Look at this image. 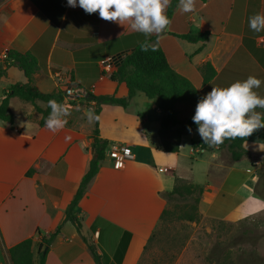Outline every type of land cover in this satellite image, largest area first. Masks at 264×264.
<instances>
[{"label": "crops", "instance_id": "obj_1", "mask_svg": "<svg viewBox=\"0 0 264 264\" xmlns=\"http://www.w3.org/2000/svg\"><path fill=\"white\" fill-rule=\"evenodd\" d=\"M194 2V11L189 13L182 12L178 3L159 38L155 34L148 37H155L154 43L162 48L171 67L197 89L207 87L209 92L213 86L226 87L253 75L261 80L254 91L264 97V30L255 32L248 23L251 16L264 14V0ZM199 32H207L208 38L189 41L179 36ZM148 37L132 30L129 22L122 25L101 19L98 12L89 14L79 6H67V0H0V55L9 50L31 51L39 62L34 82L41 91L75 90L65 98L67 123L55 133L40 122L41 113L34 103L17 97L21 107L14 109L16 96L9 102L14 121L0 119V264H13L8 251L12 245L37 238L38 233H51L58 225L60 232L49 246L45 264H98L74 222L65 218V209L95 154L94 120L89 122L87 113H93L96 101L76 90L127 95L126 84L114 82L100 61L130 52ZM207 62L215 74L205 83L200 67ZM26 80L21 68L9 66L0 78V101L11 84ZM36 103L45 107L43 101ZM181 104H177L178 115L184 119ZM165 113L158 97L150 98L142 91L127 106L100 104L99 133L108 145L75 213L82 217L83 234L105 264H143L175 175L202 186L197 210L210 217L226 218L255 197V170L261 161L254 158L260 154L264 158V150L243 143L247 155L234 160L226 146L202 148L201 138L191 136L187 153V131L178 151H165L159 144L160 119ZM117 143L130 144L135 153L123 168L109 155Z\"/></svg>", "mask_w": 264, "mask_h": 264}, {"label": "trees", "instance_id": "obj_2", "mask_svg": "<svg viewBox=\"0 0 264 264\" xmlns=\"http://www.w3.org/2000/svg\"><path fill=\"white\" fill-rule=\"evenodd\" d=\"M178 3L179 0H170L166 12L169 19H171ZM179 36L189 41H205L208 38V33H186L179 34ZM146 39L150 44L155 45V50L149 49L146 52L140 50L141 42H144ZM146 39L136 44L134 49L127 53L123 60L110 72V77L114 82L126 84L128 88L127 95L122 97L116 96L115 94L95 95L89 91H85V95L82 96L96 101L93 109V114L96 119H94V129L92 130L95 154L90 160L88 170L80 181L77 192L65 209V218L74 222L76 228L88 243L94 259L98 264H105V262L101 254L95 250L93 243L83 234L82 217L75 213V208L85 194L88 183L98 172L108 145L107 140L101 138L99 133L100 104L108 102L127 106L137 91L144 92L150 98L158 97L159 107L166 111L160 119L159 144L163 150L173 152L179 150L182 135L188 131V127H191L192 131L197 132V125L193 123L192 116L198 100L207 93V87L201 90L197 89L190 79L171 67L162 48L157 43H154V36ZM11 65L21 68L27 80L25 82L13 83L7 90L3 91V98L0 101V119L8 122L14 121V114L10 110L9 105L10 98L14 96L34 103L36 109L41 113L40 122L42 124H44L45 119L51 111L48 107L49 100H55L57 103L65 106V98L67 97L65 89L58 87L53 91L43 92L36 86L34 74L39 69V62L31 51L20 52L17 50H9L7 59L3 64H0V78L6 75L7 68ZM200 70L204 76L205 83H208L215 74V70L209 62L203 64ZM38 100L45 102V107L37 105L36 102ZM178 103L187 104L192 108L188 117L184 119L179 117L177 109ZM245 141L264 144V128L254 131L252 135L245 138L225 139L219 146H226L232 158L238 160L248 153V150L243 146ZM199 142L200 147H209L202 140ZM192 146H197L195 141L192 142ZM201 192V185L175 175L174 188L165 195L168 200L175 197L186 200L192 199L190 209L183 210L180 215L181 218L191 221L197 218ZM164 213L165 210L162 213V218ZM60 227L58 225L51 233H38L37 238L28 237L12 245L8 250L12 263L45 264L49 246L55 236L60 232ZM210 253L208 256L210 264H227V256L222 254L217 248H213ZM228 261V264H232L230 258Z\"/></svg>", "mask_w": 264, "mask_h": 264}, {"label": "clouds", "instance_id": "obj_3", "mask_svg": "<svg viewBox=\"0 0 264 264\" xmlns=\"http://www.w3.org/2000/svg\"><path fill=\"white\" fill-rule=\"evenodd\" d=\"M170 0H67V6L82 8L86 13L98 12L101 19L117 22L148 37L166 30L171 21L165 13ZM184 13L193 12L194 0H179ZM249 28L255 32L264 30V14L257 13L249 18ZM155 50V45L147 39L140 44L141 51ZM261 80L249 75L244 80H237L226 87H212L201 97L195 107L192 121L197 125L201 140L209 146H218L225 139L245 138L256 130L264 128V113L256 109H264V97L254 89L259 88ZM50 113L44 126L55 133L66 123L69 110L55 100L48 101ZM87 119L92 122L96 117L89 111ZM191 133V127H188ZM264 150V146L258 145ZM122 166V165H117Z\"/></svg>", "mask_w": 264, "mask_h": 264}, {"label": "rangeland", "instance_id": "obj_4", "mask_svg": "<svg viewBox=\"0 0 264 264\" xmlns=\"http://www.w3.org/2000/svg\"><path fill=\"white\" fill-rule=\"evenodd\" d=\"M21 102L15 97L12 103L14 109L18 111ZM179 111L186 118L192 108L182 103ZM185 136L184 150L189 153L191 136H200L197 133ZM252 144L260 145L253 141L244 142L247 148ZM224 151L230 158L229 151L226 148ZM261 156L254 158L261 161L255 170V197L245 200L226 218L218 219L197 212V218L190 221L180 215L183 210L190 209L192 199H169L162 221L146 245L143 264H208L207 258L213 248L227 256V264L229 258L232 264H264V158Z\"/></svg>", "mask_w": 264, "mask_h": 264}, {"label": "built area", "instance_id": "obj_5", "mask_svg": "<svg viewBox=\"0 0 264 264\" xmlns=\"http://www.w3.org/2000/svg\"><path fill=\"white\" fill-rule=\"evenodd\" d=\"M127 54V52L124 53H120L117 55H113V56H108L105 59L100 61V65L102 67V69L105 72H111L124 58V56ZM7 59V52H3L0 55V60L4 61ZM5 62V61H4ZM57 76L61 77V72L58 71L57 72ZM77 94L80 96H84L85 95V91L82 89H78L76 90ZM73 92H75L74 89L72 88H67L66 89V93L67 95L72 94ZM109 155L116 160V162H118L119 168H123L124 167V161L126 159H131L135 157V153L132 150V147L130 144H125V143H117L114 144L110 151H109ZM161 170H163L164 168H160ZM166 169V168H165Z\"/></svg>", "mask_w": 264, "mask_h": 264}, {"label": "water", "instance_id": "obj_6", "mask_svg": "<svg viewBox=\"0 0 264 264\" xmlns=\"http://www.w3.org/2000/svg\"><path fill=\"white\" fill-rule=\"evenodd\" d=\"M127 53H129V52H127Z\"/></svg>", "mask_w": 264, "mask_h": 264}]
</instances>
